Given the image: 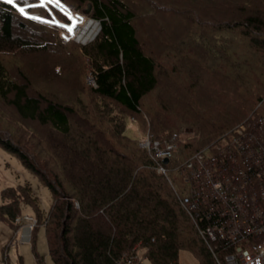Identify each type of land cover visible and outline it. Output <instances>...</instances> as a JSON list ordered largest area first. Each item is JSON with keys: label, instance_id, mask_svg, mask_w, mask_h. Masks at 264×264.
<instances>
[{"label": "trees", "instance_id": "1", "mask_svg": "<svg viewBox=\"0 0 264 264\" xmlns=\"http://www.w3.org/2000/svg\"><path fill=\"white\" fill-rule=\"evenodd\" d=\"M37 1L27 0L29 4ZM89 1L91 15L100 21V31L95 39L80 46L95 80V85L89 84L88 87L90 105L81 104L76 110L49 99H45L42 105L43 96L28 95L26 86L8 74L0 56V98L8 99L21 119L36 120L58 136L50 140L48 151L53 155L50 163L55 164L56 170L48 168L47 162L46 165L33 161L11 140L0 136V145L15 152L23 166L36 174L51 195L50 208L42 217L37 197L29 184L4 187L0 220L13 223L21 214V202L32 206L36 218L40 216L44 221L48 253L54 264H120L126 256L138 250H142L149 264H178L181 249L189 250L199 264H215L166 177L156 171L149 153L124 132L125 115L140 114L143 99L154 91L158 94L160 74L164 77L173 71L184 72L189 79L195 74L197 78L191 77L192 87L185 88L186 92H195L200 70L197 68L194 73L193 67L186 68L184 58L180 56L176 63L179 71L174 66L166 70L165 64L146 53L134 26L135 12L127 0ZM191 1L190 5L194 7L181 10L172 6L171 9L182 11L186 15L184 21L193 23V29L198 30L212 20L224 31L236 28L247 39L253 53L255 50L264 51V0ZM148 2L156 4L157 9H170L167 0ZM18 3L25 7L26 16L0 0V54L4 47L29 46V41L14 36L15 20L42 24L37 21L39 19L29 18L41 14L26 7L24 0H18ZM69 23V18L62 16L63 26ZM185 36L178 39L176 44L182 49H176L175 53L185 52L183 48L186 46L181 45L183 40L185 44L187 40L191 44L196 38L192 30ZM164 51H160V56L165 54ZM214 57L217 61L220 54L216 52ZM245 58L249 62H236L234 68L240 73L222 81L223 85L238 82L242 78L240 75L248 72L241 65L252 63V58ZM194 96L195 101L186 102L180 111H174L169 102L148 115L150 132L158 139L176 132L168 129L173 123V114L178 120H190L193 124L185 128L191 133L179 143L166 163L181 194L184 193L181 163L243 119L242 116L228 122L229 119L217 122L214 118V121H199L197 115H192L193 108L204 107L197 100L200 93ZM246 108L249 110L247 117L252 112L264 113V95L257 96ZM68 113L80 121H72ZM35 259L37 264H43L36 253Z\"/></svg>", "mask_w": 264, "mask_h": 264}, {"label": "rangeland", "instance_id": "2", "mask_svg": "<svg viewBox=\"0 0 264 264\" xmlns=\"http://www.w3.org/2000/svg\"><path fill=\"white\" fill-rule=\"evenodd\" d=\"M127 1L135 12L134 26L141 47L146 53L152 54L165 64L166 70L174 66L179 71L176 63L180 56L184 58L186 68L193 67L194 73L199 68L201 73L199 79L195 81L197 86L195 92L185 91V88L192 87L191 77L197 78L195 74H192L190 79L184 72L173 71L166 73L164 77L160 74L158 94L156 95L154 91L143 99L140 114L125 115L124 132L137 143L138 147H141L139 142L145 140L147 136L153 137L148 121L150 112L158 111L162 105L169 102L174 111H180L187 104L186 102L194 100L195 94L200 93L197 100L204 107V109L193 108L192 115H197L198 120L229 119L226 121L228 122L242 116L243 119L247 117L246 113L249 110L246 106L252 105L257 96L264 95V51L255 50L256 52L253 53L254 50L248 45L247 39L240 35L236 28L224 31V28H220L212 20L198 30L193 29V23L189 20L184 21L186 15H183L182 11L171 9L172 6L181 10L194 7L190 5L193 2L191 0H167L170 9L166 7L157 9V5H151L152 2L150 4L148 0ZM88 3L89 0H67L55 4L47 3L45 0L44 5L40 6L41 0H38L32 3L37 7L32 8L41 14L37 21L42 24L27 20H22V24L19 18L13 23L14 36L29 41V46L13 45L9 49L4 47L0 54L1 59L11 78L26 86L28 95L43 96L42 105L45 99L60 102L76 110H79L81 104L90 105L91 96L88 94V87L89 77L92 75L86 57L81 54L80 46L95 39L100 31V21L91 15V8L87 14L83 13ZM222 10L225 12V8ZM64 15L70 20L66 27L62 24ZM81 16L89 20L88 28L83 27L75 39L69 37L68 31L71 25ZM189 30H192L196 36L195 40L190 44L186 38L187 43H184L185 40L181 43L186 46L183 48L185 52L175 53L176 49H182L176 44L178 39L183 38ZM164 49L167 55L164 56L163 53L160 56V51ZM214 51L220 54L217 61ZM245 57L252 58V63L241 65L248 72L244 71L238 82L235 81L228 86L223 85L222 81L230 80L231 75L240 73L234 68L236 62L243 60L249 62ZM68 115L72 121H80L76 116L69 113ZM172 119H174L173 123L168 129L183 134L191 133L185 131L186 127L193 125L190 120H178L174 114ZM238 122L240 121L236 123ZM102 125L106 126V124ZM51 132L52 130L36 120L21 119L8 99L0 98V136L11 140L29 154L33 161L47 162L48 165L45 164L48 168L50 166L56 170L55 164L50 163L53 155L48 151L50 140L58 136H54ZM25 183L29 184L37 197L38 208L43 217L51 205L49 189L39 181L35 173L23 166L15 152L0 145V202L4 187H17ZM20 207L21 214L36 218L32 206L21 202ZM42 217L37 216V225L32 229L30 239L22 238L21 225L15 220L13 223L0 220V264H37L35 253L42 258L43 264H54L48 253ZM137 253L144 257L142 250H138ZM142 264H149L146 258L142 260ZM178 264H199V262L189 250L181 249L178 253Z\"/></svg>", "mask_w": 264, "mask_h": 264}, {"label": "built area", "instance_id": "3", "mask_svg": "<svg viewBox=\"0 0 264 264\" xmlns=\"http://www.w3.org/2000/svg\"><path fill=\"white\" fill-rule=\"evenodd\" d=\"M88 23L82 17L72 24L69 37L75 39ZM89 84L95 85L92 76ZM187 134L173 132L164 139L147 136L139 145L175 191L215 264H264V113H250L189 155L180 166L181 194L166 163ZM15 222L21 225L22 238L30 239L37 219L20 214ZM143 259L136 251L120 264H142Z\"/></svg>", "mask_w": 264, "mask_h": 264}, {"label": "snow or ice", "instance_id": "4", "mask_svg": "<svg viewBox=\"0 0 264 264\" xmlns=\"http://www.w3.org/2000/svg\"><path fill=\"white\" fill-rule=\"evenodd\" d=\"M5 3L12 5L14 8H16L21 15H27V12L25 11V7H21L18 3V0H4ZM25 6L28 8L36 7V5L29 4L27 0H24ZM45 3V0H41V5L43 6ZM47 3H55L59 4L60 0H47ZM30 19H39V17H29Z\"/></svg>", "mask_w": 264, "mask_h": 264}, {"label": "water", "instance_id": "5", "mask_svg": "<svg viewBox=\"0 0 264 264\" xmlns=\"http://www.w3.org/2000/svg\"><path fill=\"white\" fill-rule=\"evenodd\" d=\"M90 8H91V7H90V4H88V7H87L86 9L83 10V13H84V14H87V13L90 11ZM163 161L166 162V161H167V158H164Z\"/></svg>", "mask_w": 264, "mask_h": 264}, {"label": "bare ground", "instance_id": "6", "mask_svg": "<svg viewBox=\"0 0 264 264\" xmlns=\"http://www.w3.org/2000/svg\"><path fill=\"white\" fill-rule=\"evenodd\" d=\"M86 28H88V26ZM82 33H84V32H82Z\"/></svg>", "mask_w": 264, "mask_h": 264}]
</instances>
